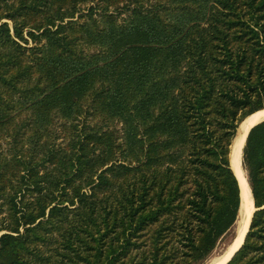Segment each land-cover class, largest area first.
Listing matches in <instances>:
<instances>
[{"label":"trees","instance_id":"trees-1","mask_svg":"<svg viewBox=\"0 0 264 264\" xmlns=\"http://www.w3.org/2000/svg\"><path fill=\"white\" fill-rule=\"evenodd\" d=\"M99 1L0 0V264H204L240 213L264 0ZM242 159L256 211L227 264H264V121Z\"/></svg>","mask_w":264,"mask_h":264},{"label":"bare ground","instance_id":"bare-ground-1","mask_svg":"<svg viewBox=\"0 0 264 264\" xmlns=\"http://www.w3.org/2000/svg\"><path fill=\"white\" fill-rule=\"evenodd\" d=\"M264 121V107L253 114L246 117L239 126V134L234 140L233 147L231 150L232 158H231V167L233 172L239 182L240 192H241V200H244V205L240 208V216L238 220L242 217L244 218L243 223V231L239 238V240L231 247H228L222 256L216 257L212 261L207 264H226L233 254L238 250L240 245L242 244L243 238L247 232L248 226L250 224L253 208V199L251 195V190L247 181L244 177L243 171L241 169V154L246 141V137L248 135L249 130ZM242 204V202H241ZM241 220V221H242Z\"/></svg>","mask_w":264,"mask_h":264},{"label":"rangeland","instance_id":"rangeland-1","mask_svg":"<svg viewBox=\"0 0 264 264\" xmlns=\"http://www.w3.org/2000/svg\"><path fill=\"white\" fill-rule=\"evenodd\" d=\"M169 3V0H137V3H135L134 1H132L128 6L129 8H133L134 6L138 5L139 7H141L143 10H150V9H159V8H156L158 7L159 5H167ZM88 4V5H87ZM86 5H81L79 6L80 7V13L79 14H85V9H87L88 7L90 6H100V1L99 0H93V3H87ZM122 5H119V8L121 7ZM115 8H109V11L112 12L114 14L115 17H117V21L121 24L123 23V20H126L129 16V11H124L122 15L120 16H117V13L118 12H114ZM75 21L77 24H80V23H83L84 20L81 19V18H76L73 20ZM95 123V122H93ZM115 124V123H114ZM114 124H113V127L112 128H106V127H103V132L105 131H109V132H113L115 134V136L118 138V141L117 143H122L123 139H122V130H121V124L117 123L118 125H116L114 127ZM93 125V124H92ZM101 126H104V124L101 122L100 123ZM239 129L237 130V133L235 135V138L234 140L236 139V137L238 136L239 134ZM234 140H233V143H234ZM232 147H233V144H232ZM231 158V157H230ZM242 155H241V169L243 171V174H244V177L247 181V173H246V170L243 168L242 166ZM232 168V167H231ZM248 183V181H247ZM249 185V184H248ZM254 204V203H253ZM256 209L253 211L255 212ZM239 216H240V213H239ZM239 218V217H238ZM238 221V220H237ZM237 223V222H236ZM235 228H236V224L234 225V227L232 228V231H231V234L229 235V237L224 240L223 242L220 243V245L216 248V250L210 255V257L208 258V260L206 262H204V264H207L209 263L210 261H212L213 259H215L216 257H219L221 256L224 251L226 250L227 246L229 245V243L231 242L233 236H234V233H235Z\"/></svg>","mask_w":264,"mask_h":264},{"label":"water","instance_id":"water-1","mask_svg":"<svg viewBox=\"0 0 264 264\" xmlns=\"http://www.w3.org/2000/svg\"><path fill=\"white\" fill-rule=\"evenodd\" d=\"M236 138H237V137H236ZM235 140H236V139H235ZM241 155H242V154H241ZM231 158H232V154H231ZM240 166H241V164H240ZM232 170H233V169H232ZM247 184H248V183H247ZM241 202H242L241 206L244 205V200H241ZM253 208H254V210H255V206H254V204H253ZM253 213H254V212H252V215H253ZM251 219H252V216H251ZM241 220H242V217H241V218L237 221V223H236V228H235L234 236H233L231 242L229 243V245L227 246V248L233 246V245L239 240V238H240V236H241V234H242V231H243V223H244L243 220H244V218H243L242 221H241ZM250 224H251V220H250ZM250 224H249L248 229H247V232H246V234H245V236H244V238H243L242 244L240 245V247L238 248V250L241 248V246L243 245V243H244V241H245L246 235H247V233H248V231H249V229H250ZM227 248H226V249H227ZM238 250H237V251H238ZM237 251H236V252H237ZM224 252H225V251H224ZM236 252H235V253H236ZM235 253H234V254H235ZM234 254H233V256H234ZM222 255H223V254H222ZM222 255H221V256H222ZM233 256H232V257H233ZM232 257L230 258V260L232 259ZM230 260H229V261H230ZM229 261H228V262H229ZM228 262H227V263H228ZM227 263H226V264H227Z\"/></svg>","mask_w":264,"mask_h":264}]
</instances>
